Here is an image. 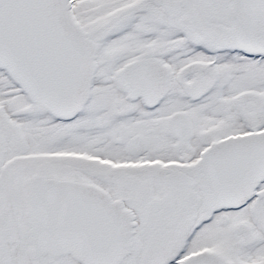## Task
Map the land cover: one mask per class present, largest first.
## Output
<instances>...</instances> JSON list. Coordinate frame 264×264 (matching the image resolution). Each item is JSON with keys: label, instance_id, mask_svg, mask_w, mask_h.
<instances>
[{"label": "snow or ice", "instance_id": "obj_1", "mask_svg": "<svg viewBox=\"0 0 264 264\" xmlns=\"http://www.w3.org/2000/svg\"><path fill=\"white\" fill-rule=\"evenodd\" d=\"M0 264H264V0H0Z\"/></svg>", "mask_w": 264, "mask_h": 264}]
</instances>
